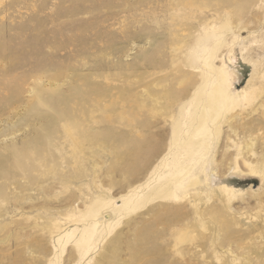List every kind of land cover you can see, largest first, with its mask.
Listing matches in <instances>:
<instances>
[{
	"label": "rangeland",
	"instance_id": "rangeland-1",
	"mask_svg": "<svg viewBox=\"0 0 264 264\" xmlns=\"http://www.w3.org/2000/svg\"><path fill=\"white\" fill-rule=\"evenodd\" d=\"M0 264H264V0H0Z\"/></svg>",
	"mask_w": 264,
	"mask_h": 264
},
{
	"label": "bare ground",
	"instance_id": "bare-ground-1",
	"mask_svg": "<svg viewBox=\"0 0 264 264\" xmlns=\"http://www.w3.org/2000/svg\"><path fill=\"white\" fill-rule=\"evenodd\" d=\"M205 33H202L198 36L195 43V50L193 51L192 56L196 60V57H201L199 53L206 55L205 63L207 64V72L204 74L203 81L199 85V89L192 96L190 103H195V108L193 116L191 117L192 127L188 129V140L192 143L194 149L191 148L192 155L196 152L199 153V157L194 156L192 160L199 162L203 156L209 154L210 151V141L208 140L211 134H215L218 128L213 126V123L216 120L222 119V117L230 110L235 109L237 101L240 98V95L234 94L231 86L230 80L231 73L230 70L221 66L220 68L216 65L214 60L208 61L207 56L213 55L216 45L210 47L213 42H217L216 31H208L205 28ZM216 39V40H215ZM200 56H199V55ZM202 54V56H203ZM198 55V56H197ZM194 102V103H193ZM181 115V114H180ZM180 120L177 119L179 124ZM195 138H199L197 142H193ZM177 139H175V142ZM186 166H181L175 172L176 175L180 176L174 181V185H183L184 181V170ZM169 189L166 190V193H169ZM92 211V210H91ZM93 213V212H92ZM93 217V216H92Z\"/></svg>",
	"mask_w": 264,
	"mask_h": 264
}]
</instances>
